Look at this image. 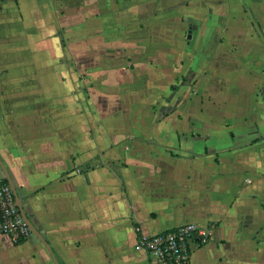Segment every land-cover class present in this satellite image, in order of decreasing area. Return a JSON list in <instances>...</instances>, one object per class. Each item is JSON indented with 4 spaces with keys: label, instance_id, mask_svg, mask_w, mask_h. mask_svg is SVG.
<instances>
[{
    "label": "crops",
    "instance_id": "1",
    "mask_svg": "<svg viewBox=\"0 0 264 264\" xmlns=\"http://www.w3.org/2000/svg\"><path fill=\"white\" fill-rule=\"evenodd\" d=\"M0 177V264H264V0H0Z\"/></svg>",
    "mask_w": 264,
    "mask_h": 264
},
{
    "label": "built area",
    "instance_id": "2",
    "mask_svg": "<svg viewBox=\"0 0 264 264\" xmlns=\"http://www.w3.org/2000/svg\"><path fill=\"white\" fill-rule=\"evenodd\" d=\"M32 231L22 217L9 183L0 177V234L19 244ZM208 232L194 223H186L153 236H142L138 247L147 251L152 264H190L195 245L208 240Z\"/></svg>",
    "mask_w": 264,
    "mask_h": 264
},
{
    "label": "water",
    "instance_id": "3",
    "mask_svg": "<svg viewBox=\"0 0 264 264\" xmlns=\"http://www.w3.org/2000/svg\"><path fill=\"white\" fill-rule=\"evenodd\" d=\"M6 177H7V179L10 181L8 175H7ZM11 188H12V190H13V192H14L15 189H14V187H13L12 185H11ZM19 208H20V210H21V204H19ZM21 212H22V211H21ZM21 214H22V217L24 218V220L28 223V225H29L31 231H32L33 233H35L36 235H40V234L38 233V231L33 227V225L31 224V222L29 221L27 215H26L24 212H22ZM41 239H42V241L45 243V245L47 246V248L49 249V251H50V253H51V255H52L54 261H55L57 264H59L58 259L56 258V256H55L54 252L52 251V248L50 247V245L45 241V239H44L43 237H41Z\"/></svg>",
    "mask_w": 264,
    "mask_h": 264
}]
</instances>
